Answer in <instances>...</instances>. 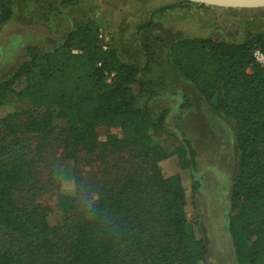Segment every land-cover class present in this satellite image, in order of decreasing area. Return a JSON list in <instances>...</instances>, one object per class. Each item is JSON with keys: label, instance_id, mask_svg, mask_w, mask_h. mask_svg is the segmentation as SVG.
I'll list each match as a JSON object with an SVG mask.
<instances>
[{"label": "trees", "instance_id": "trees-1", "mask_svg": "<svg viewBox=\"0 0 264 264\" xmlns=\"http://www.w3.org/2000/svg\"><path fill=\"white\" fill-rule=\"evenodd\" d=\"M15 3L0 0V28L12 20ZM184 3L192 4L178 5ZM256 48L264 52V30L241 42L188 37L168 44L202 103L233 121L238 153L229 230L237 264H264V65L253 58ZM144 51L147 71L153 52L149 45ZM141 71L107 43L96 21L75 18L60 44L46 50L28 45L24 61L0 81V104L14 95L34 107L22 126L17 114L0 116L6 130L0 131V264H206V241L186 213L188 195L200 184L196 151L187 139L175 150L192 180L164 172L161 163L170 153L160 135L169 111L153 114L148 102L141 103L147 89ZM100 127L120 128L122 136L101 141ZM27 136L60 140L69 161L99 148L130 150L137 167L104 176L84 202L79 185L61 188V218L52 223V208L17 199L37 167L25 151Z\"/></svg>", "mask_w": 264, "mask_h": 264}, {"label": "rangeland", "instance_id": "rangeland-1", "mask_svg": "<svg viewBox=\"0 0 264 264\" xmlns=\"http://www.w3.org/2000/svg\"><path fill=\"white\" fill-rule=\"evenodd\" d=\"M180 3L181 0H16L12 20L0 28V81L24 61L28 45L51 49L63 41L73 19L96 21L120 57L142 69L140 80L147 89L141 103L148 102L153 114L169 111L160 135L170 153L161 163L164 172L179 173L184 180H192L191 170L181 167L175 150L187 139L196 151L195 178L200 184L193 196L188 195L186 213L206 241V264H237L229 230L238 153L233 121L214 115L202 103L194 85L171 60L168 44L188 37L241 42L250 33L264 30V8L204 7L196 3L179 6ZM167 5L175 6L163 13L158 11ZM149 21L152 25L143 27ZM145 45L153 52L147 71L143 70L147 63ZM33 109L25 97L8 95L0 104V116L17 114L14 119L22 126L26 112ZM2 127L0 131L5 134ZM99 131L101 141L112 133L122 136L120 128L100 127ZM23 142L37 167L32 184L18 192V202L52 208V223L61 218L57 208L61 188L79 185L84 202L86 193L96 183H102L104 176L114 178L137 167L130 150L114 153L99 148L92 154L81 152L77 161H69L60 140L27 136ZM77 215L73 214V219Z\"/></svg>", "mask_w": 264, "mask_h": 264}, {"label": "water", "instance_id": "water-1", "mask_svg": "<svg viewBox=\"0 0 264 264\" xmlns=\"http://www.w3.org/2000/svg\"><path fill=\"white\" fill-rule=\"evenodd\" d=\"M198 5H211L225 8L254 9L264 8V0H188Z\"/></svg>", "mask_w": 264, "mask_h": 264}, {"label": "built area", "instance_id": "built-area-1", "mask_svg": "<svg viewBox=\"0 0 264 264\" xmlns=\"http://www.w3.org/2000/svg\"><path fill=\"white\" fill-rule=\"evenodd\" d=\"M104 48H107V46H104ZM253 58L256 63L260 65H264V52L261 49L259 48L254 49Z\"/></svg>", "mask_w": 264, "mask_h": 264}]
</instances>
